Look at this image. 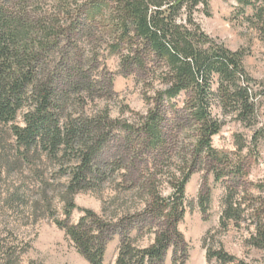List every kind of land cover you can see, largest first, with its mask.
Wrapping results in <instances>:
<instances>
[{"label":"trees","instance_id":"obj_1","mask_svg":"<svg viewBox=\"0 0 264 264\" xmlns=\"http://www.w3.org/2000/svg\"><path fill=\"white\" fill-rule=\"evenodd\" d=\"M53 1L43 9L38 0H0V125L27 160L54 159L59 175L68 178L64 219L55 224L77 252L89 264H104L117 236L113 264H166L167 257L169 264H185L188 242L178 224L185 185L197 172L204 173L197 194L201 214L219 183L220 224L248 220V244L264 249V178L257 197L236 180L247 177L264 146L256 83L241 52L216 42L198 23L196 13L208 14V0ZM257 14L264 30V8ZM109 57L118 58L122 77L144 76L152 92L145 94L144 114L118 120L106 107L89 106L114 95ZM214 109L252 130L249 145L236 135L233 152L213 147L222 128ZM166 172L172 191L163 196L159 185ZM104 183L113 184L117 197L104 201L99 213L81 209L78 220L69 222L73 196ZM120 194L137 202L128 204ZM144 238L149 242L140 245ZM206 258L251 264L208 247Z\"/></svg>","mask_w":264,"mask_h":264},{"label":"rangeland","instance_id":"obj_2","mask_svg":"<svg viewBox=\"0 0 264 264\" xmlns=\"http://www.w3.org/2000/svg\"><path fill=\"white\" fill-rule=\"evenodd\" d=\"M36 7L49 9L53 0H38ZM208 14L196 13L202 29L216 42L232 51H240L242 64L248 76L255 81L258 98V124L264 123V30L258 20L257 11L264 8V0H208ZM113 74L110 99L91 102L93 109L106 107L112 119H130L134 114L142 115L147 109L145 94L151 90L143 83L144 76L124 78L118 74V58L106 60ZM141 81V82H140ZM156 87L160 89L161 85ZM222 121L221 131L212 137V145L218 150L233 152L236 135H242L249 145L252 130L244 127L231 115H223L217 109ZM20 122V118L17 119ZM29 159H32L30 161ZM29 160V161H28ZM27 158L17 149L7 126L0 125V246L3 260L0 264H89L75 249L64 231L57 227L55 220H63L64 202L62 193L68 178L59 175V165L54 159L42 156ZM171 172V166L170 170ZM166 172L161 178L159 191L167 196L171 187L166 183ZM203 172L191 175L185 185L186 208L178 228L188 242V258L185 264H218L215 259L207 260L206 248L222 249L237 259L251 264L264 261V249L248 244L252 228L248 220L239 225L220 224L223 211L224 190L219 183L212 190V201L207 214H201L197 194L203 180ZM264 178V146L258 147L257 160L244 179H236L238 187L246 194L257 197V188ZM114 180V179H111ZM209 182L211 178L208 177ZM117 181V180H116ZM111 183H113L111 181ZM115 183V182H114ZM113 184L104 183L101 189L76 193L73 202L76 207L69 216L75 223L82 215L81 209L101 211L102 203L117 197ZM239 198L249 202L247 196ZM118 197L129 203L137 202L130 195ZM127 197V198H126ZM129 199V200H127ZM206 237V246L203 238ZM150 238H144L145 245ZM117 247V236L108 244L104 264H113ZM169 264V257L166 259Z\"/></svg>","mask_w":264,"mask_h":264}]
</instances>
